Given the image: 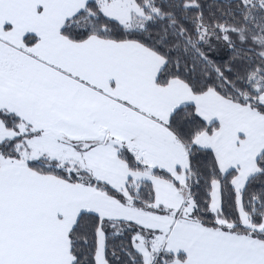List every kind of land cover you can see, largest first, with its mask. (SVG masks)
<instances>
[{"label": "snow or ice", "instance_id": "obj_1", "mask_svg": "<svg viewBox=\"0 0 264 264\" xmlns=\"http://www.w3.org/2000/svg\"><path fill=\"white\" fill-rule=\"evenodd\" d=\"M0 264H264V0H0Z\"/></svg>", "mask_w": 264, "mask_h": 264}]
</instances>
